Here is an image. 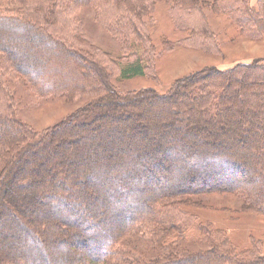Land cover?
I'll use <instances>...</instances> for the list:
<instances>
[{
    "label": "trees",
    "instance_id": "16d2710c",
    "mask_svg": "<svg viewBox=\"0 0 264 264\" xmlns=\"http://www.w3.org/2000/svg\"><path fill=\"white\" fill-rule=\"evenodd\" d=\"M159 1L183 42L216 46L205 6L246 39L264 36V0H0V264H264L224 229L184 220L201 196L229 193L264 216V59L121 94L92 58L113 61L118 79L144 76ZM84 7L119 42L116 58L80 28ZM17 79L41 97L93 96L38 132L13 112ZM139 221L157 225L151 255L120 245Z\"/></svg>",
    "mask_w": 264,
    "mask_h": 264
},
{
    "label": "rangeland",
    "instance_id": "374dc122",
    "mask_svg": "<svg viewBox=\"0 0 264 264\" xmlns=\"http://www.w3.org/2000/svg\"><path fill=\"white\" fill-rule=\"evenodd\" d=\"M204 1L212 3L215 0ZM256 1L250 0V3L254 4ZM81 11L83 22L80 28L84 34L96 47L103 51H110L116 58L115 55L120 51L119 42L93 18L91 9L84 7ZM203 11L207 15L208 25L217 43L216 46L210 43L212 48L204 44L201 46L199 41L183 42L186 32L175 27L168 12V5L164 1H159L152 7V16L147 31L145 30L153 39L155 50L149 54L146 63L148 67L144 76L118 79V67L112 64L113 61L95 50H92V58L97 59L113 73L111 83L113 88L121 94L135 93L143 89L166 92L177 79L190 73L210 67L224 70L238 62L248 63L256 58L264 59V36L261 40L246 39L226 15L212 13L207 6L203 7ZM9 86L14 95V114L38 132L57 123L65 124L73 116L71 114L93 96L85 95L65 102L59 96H38L28 84L19 79L12 80ZM141 121L150 125L146 118ZM200 199L205 207L193 209L191 211L193 215H185L184 220L190 223L195 221L194 225L199 227H207L209 224L224 229L232 245L245 243V248L253 249L249 251V257L252 252L264 253V216L239 209L240 197L236 194H211L201 196ZM213 221H215L214 224ZM131 226L132 228L126 234L127 238L120 244L122 249H127L132 255L137 256L139 253L153 254L150 247L146 249L143 241L151 238L152 229H157L156 223L154 225L148 221H139Z\"/></svg>",
    "mask_w": 264,
    "mask_h": 264
}]
</instances>
